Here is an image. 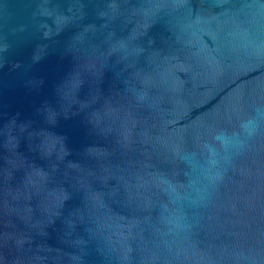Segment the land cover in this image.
I'll return each mask as SVG.
<instances>
[{
  "label": "water",
  "instance_id": "95a60500",
  "mask_svg": "<svg viewBox=\"0 0 264 264\" xmlns=\"http://www.w3.org/2000/svg\"><path fill=\"white\" fill-rule=\"evenodd\" d=\"M0 264H264V0H0Z\"/></svg>",
  "mask_w": 264,
  "mask_h": 264
},
{
  "label": "clouds",
  "instance_id": "9594fccd",
  "mask_svg": "<svg viewBox=\"0 0 264 264\" xmlns=\"http://www.w3.org/2000/svg\"><path fill=\"white\" fill-rule=\"evenodd\" d=\"M244 129L249 133L252 134V132L255 130L253 121H247L243 125Z\"/></svg>",
  "mask_w": 264,
  "mask_h": 264
}]
</instances>
